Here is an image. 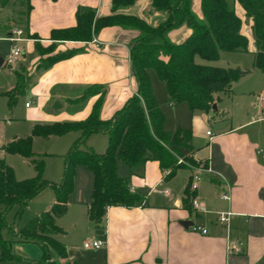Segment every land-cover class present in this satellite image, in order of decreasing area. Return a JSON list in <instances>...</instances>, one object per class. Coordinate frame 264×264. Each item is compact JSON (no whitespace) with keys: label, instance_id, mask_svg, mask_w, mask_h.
I'll return each instance as SVG.
<instances>
[{"label":"crops","instance_id":"1","mask_svg":"<svg viewBox=\"0 0 264 264\" xmlns=\"http://www.w3.org/2000/svg\"><path fill=\"white\" fill-rule=\"evenodd\" d=\"M234 4L237 16L242 21L241 32L249 41L247 53L254 55L255 61L257 46L252 18L247 16L237 1ZM80 8L95 10L98 17H105L113 13V0H0V42L9 43L11 51L14 43L9 38L13 31L21 29L24 32L23 40L18 43L24 51L23 56L16 61L15 68V64L10 66L16 78L7 85L0 82V160L9 166V160L22 157L8 154L4 150L15 139L23 138L13 127L10 118L12 109L6 95L16 87L17 74L26 76L23 77L27 85L24 93L33 99L29 107V102L26 103V108L34 119V127L84 121L102 94L100 116L103 120L111 119L138 92L131 68V45L139 34L137 31L108 27L91 42L52 39L54 31L77 25V12ZM14 10L22 14L25 20L17 24L11 22L10 14ZM192 10L199 18H203L202 0H192ZM118 13L139 17L152 27H158L168 18L167 14L154 9L153 0H137ZM191 33L185 24L172 30L169 38L172 43L180 45ZM95 40L100 43V47L96 46ZM38 46L43 49L55 47L53 54L73 49L79 52L49 68H43L41 65L49 55L39 53ZM10 51L0 67L6 63ZM31 53L36 56L29 61L27 54ZM219 63L220 59L211 65L220 67ZM253 66L252 69L238 67L249 73L236 82L229 93L215 94L217 109L208 113L199 110L192 112L186 103L171 104L167 92L170 106L186 104L191 113L190 128L186 124H179L176 130L171 131L165 123V129L168 132L178 129L192 132V149L185 153L199 163L197 167L205 168L201 172L196 193H191L189 183L197 167L180 168L171 174V170H163L158 161L148 160L140 168L118 163L119 176L129 179L131 191L141 195L145 203L135 208L109 207L103 234H98L100 230L89 220L95 176L87 166L80 165L67 213L57 219V225L63 232L56 238L67 248L68 257L62 259L51 249L52 261L56 264H264V158L258 155L260 148L252 144L249 136L240 133L255 121L264 122L263 103L260 100L255 105L254 111L258 116L256 120L235 124L234 117H230L231 127L219 134L215 135L211 131L212 136H208L210 130H206V147L197 146L194 142V127L198 120H213V111L220 109L225 97L233 99L236 86L246 84L247 78L255 72L264 74L254 63ZM93 86L103 87L104 92L82 99L86 90ZM153 91L158 101L156 90ZM57 102L61 103L62 108L54 109ZM161 109L163 111L162 106ZM101 134L108 138L106 134ZM68 135L75 139L80 132H70ZM212 143L219 144L220 148L212 149ZM22 158L29 161L33 170V174L28 173L26 177L34 178L36 171L32 159ZM43 192L26 207L23 212L26 217L35 218L53 206L55 195L42 197ZM223 193H229L231 200H223ZM193 196L198 197L206 207V213L193 212L190 203ZM228 212L234 214L229 229L218 220L219 213ZM183 221L199 224L207 228L209 234L194 233L191 231L192 226L186 228L181 224ZM12 228L19 232L21 226ZM94 240H102L105 245L97 251L82 249L86 242ZM233 242L241 244V252L229 253L228 246ZM15 250L24 253L21 255L14 252L20 258L15 260L18 264H31L32 261L42 259V250L35 243L16 242L13 247Z\"/></svg>","mask_w":264,"mask_h":264},{"label":"trees","instance_id":"2","mask_svg":"<svg viewBox=\"0 0 264 264\" xmlns=\"http://www.w3.org/2000/svg\"><path fill=\"white\" fill-rule=\"evenodd\" d=\"M136 1L113 0V13L105 17H98L95 10L80 8L75 27L53 32L54 40L91 42L108 27L137 31L139 34L131 45V68L138 92L111 119L103 120L100 116L102 94L84 121L34 127L33 136L49 138L80 132V137L66 157L62 181L55 186L53 206L30 220L19 232H15L8 223V213L17 207L21 215L50 183L44 178V161L37 159L32 151L33 137L17 138L4 148L8 154L32 159L37 175L19 181L14 169L0 160V262L20 260L13 251L14 244L19 241L32 242L41 248L42 259L31 264H56L52 261L51 249L62 259L68 257L67 248L56 238L63 232L57 225V219L67 213L80 165L87 166L95 176L89 220L98 230L105 226L109 207L135 208L145 203L141 195L131 191L129 179L119 176L118 163L140 168L148 160L158 161L161 168L171 170V174L185 167V163L179 164L181 158L199 166L185 153L192 149V132L182 129L166 131V116L154 95L149 71L154 70L166 84L171 104L186 103L192 112H210L215 105V94L229 93L233 85L249 73L240 68L225 69L197 62L198 58L207 63L218 61L222 52H248L249 41L241 32L242 21L237 16L234 1L252 18L257 46L254 65L264 72V0H202L203 18L193 12L192 0H153L154 9L168 16L158 27L150 26L139 17L118 13ZM185 24L192 31L190 37L180 45L172 43L169 33ZM37 48L42 55H49L41 65L43 68L79 52L73 49L53 54L55 47ZM26 86L24 78L17 74L16 87L6 93L11 109ZM103 89L101 86L89 87L82 99L101 94ZM95 133L108 136V147L103 154L81 148ZM6 230L12 239L4 237Z\"/></svg>","mask_w":264,"mask_h":264},{"label":"rangeland","instance_id":"3","mask_svg":"<svg viewBox=\"0 0 264 264\" xmlns=\"http://www.w3.org/2000/svg\"><path fill=\"white\" fill-rule=\"evenodd\" d=\"M10 18H12L11 22H16L15 24L25 20V17L20 13L18 14L17 10H14L13 13L10 14ZM9 51L10 44L7 42H0V58L5 59ZM35 56L36 55L32 53L27 54V59L31 61ZM197 61L200 63H206L201 58H198ZM213 63L215 62H211L210 64ZM253 63L254 55H251L250 53L244 54L236 52H224L220 57L219 66L225 69L238 67L252 69V67H254ZM13 67L15 68L16 64ZM11 71L12 69L9 65H7V63L0 67L1 83L7 85L15 80L16 77ZM23 73L25 74V72ZM149 76L153 89L156 90L158 102L161 104L166 116V128L168 130L174 131L179 124L183 126L186 124V126L191 127V113L188 110L186 104L175 107L170 106L169 102L167 101L166 84L158 78L154 70L149 71ZM23 77L26 78V76ZM247 79L248 80L246 84H239L236 86L233 99L225 97L224 101L220 105V109L218 111H213V120L209 122L202 118L201 120H198L197 123H195V145L206 147L207 136L204 134L206 133V130H210L214 132L215 135H217L225 130V128H230L232 124L230 117H234L235 124L256 120L258 118L254 110L255 105L259 104L260 97L264 95V74L255 72L253 76L248 77ZM27 102L30 104L33 102V99L28 93L18 96L17 102L10 112V118L12 120V124H14L13 127L17 129L18 134H21L20 137H33L32 151L36 155L37 159L44 161V178L50 183V186L44 189L42 194L44 196L42 197H45L46 195H55V186H58L63 178L66 157L80 135L75 139L72 138L71 135H68V133L62 136H51V138L33 136V127L35 123L33 122L34 119L30 117L28 109L26 108ZM240 133L248 135L249 140L257 148H264V122L260 123L255 121L248 128L240 131ZM211 146L212 149L220 148L219 144L212 143ZM107 147L108 138L101 133H95L81 148L82 150L92 149L97 154H103L106 152ZM183 160L185 167H196L188 160ZM9 163L14 168V171L17 172L16 174H18L19 178H17V175L16 178L18 180L23 181L32 178L26 177L28 176V173L31 174L32 172L33 174L31 165L29 166V161H25L22 157H16L9 160ZM18 211L19 210L17 207L12 209L7 215V221L12 227L21 226L22 228L34 217H26L25 213H23L24 211L21 215H19ZM8 233V230H6L4 233L5 238H12L11 234ZM14 252L21 255L24 254L19 253L16 250ZM53 255L55 256V252H53ZM0 264H18V262H0Z\"/></svg>","mask_w":264,"mask_h":264},{"label":"built area","instance_id":"4","mask_svg":"<svg viewBox=\"0 0 264 264\" xmlns=\"http://www.w3.org/2000/svg\"><path fill=\"white\" fill-rule=\"evenodd\" d=\"M23 34H24V32L21 29H16L13 31V35L9 38V40L12 43H14V45L10 51L9 56L6 59V63L9 66H13L16 63V61L19 60L23 56L24 51L18 45V43L23 40V38H22ZM94 43L96 44L97 47H100V43L97 40H95ZM260 100L264 105V97H261ZM29 106H30V103H27V107H29ZM263 114H264V108H263ZM207 135L212 136V132L208 131ZM258 155H260L262 158H264V148L258 150ZM183 163H184V160L180 159L179 164H183ZM203 170H205V168L203 166L197 167L196 172L192 175V177L190 179V183H189V190L191 191V193H196L198 191L199 183L201 181V172ZM221 198L225 201L231 200V196L229 193H223ZM190 203H191V208H192L194 213L199 214V213H206L207 212L206 207L201 203V201L199 200L198 197L193 196L191 198ZM233 215L234 214L231 212L219 213L218 220L222 225H224L225 227H227L229 229L230 222H231ZM191 231L194 233L202 234V235H208L209 234V230L207 228H205L199 224H196V223L191 227ZM104 245H105V243L102 240L88 241L83 245L82 249L97 251V250H100L101 248H103ZM228 251L230 254L241 252V244L236 243V242L231 243L228 246Z\"/></svg>","mask_w":264,"mask_h":264},{"label":"water","instance_id":"5","mask_svg":"<svg viewBox=\"0 0 264 264\" xmlns=\"http://www.w3.org/2000/svg\"><path fill=\"white\" fill-rule=\"evenodd\" d=\"M2 63H3V59H0V65H2ZM60 108H62L61 103H60V102L55 103V105H54V109H60ZM213 109H217V106L214 105ZM181 224H182L184 227H186V228H189V227H191V226L194 225V223L191 222V221H183ZM97 233H98V234H103V231L100 230V231H98Z\"/></svg>","mask_w":264,"mask_h":264}]
</instances>
